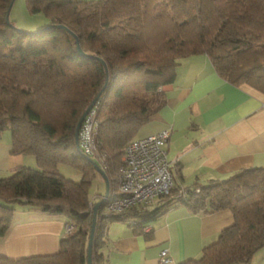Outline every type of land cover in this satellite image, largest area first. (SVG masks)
I'll return each instance as SVG.
<instances>
[{
  "label": "trees",
  "instance_id": "16d2710c",
  "mask_svg": "<svg viewBox=\"0 0 264 264\" xmlns=\"http://www.w3.org/2000/svg\"><path fill=\"white\" fill-rule=\"evenodd\" d=\"M12 1L0 0V135L8 131L11 154L31 156L36 168L21 166L0 178V238L17 205L65 214L73 233L54 254L0 257V264H87L94 165L114 192L124 147L165 106L161 88L174 82L180 60L206 55L220 78L264 94V0H25L29 13L49 20L34 33L7 20ZM100 92L94 142L101 163L87 160L74 140ZM59 164L79 170L81 181L59 174ZM179 190L173 184L151 208L120 215L102 204L92 264H108L109 222L128 221L140 233L178 204L194 214L229 210L234 219L199 258L181 264H247L264 248V168L195 185L183 197Z\"/></svg>",
  "mask_w": 264,
  "mask_h": 264
},
{
  "label": "crops",
  "instance_id": "0c3cea01",
  "mask_svg": "<svg viewBox=\"0 0 264 264\" xmlns=\"http://www.w3.org/2000/svg\"><path fill=\"white\" fill-rule=\"evenodd\" d=\"M175 73L174 82L161 88L165 106L135 138L170 129L166 156L174 186L180 190L206 186L245 169L264 168V94L220 78L206 55L180 60ZM10 151V134L5 131L0 135V178L15 168L36 165L32 157ZM68 220L62 213L16 207L8 232L0 238V257L56 253L67 238ZM233 222L229 210L194 214L178 204L140 233H134L128 221L109 222L103 252L108 264H160V252L167 250L166 264H181L199 258ZM247 264H264V248Z\"/></svg>",
  "mask_w": 264,
  "mask_h": 264
},
{
  "label": "built area",
  "instance_id": "2783aa9c",
  "mask_svg": "<svg viewBox=\"0 0 264 264\" xmlns=\"http://www.w3.org/2000/svg\"><path fill=\"white\" fill-rule=\"evenodd\" d=\"M93 108L83 120L78 132L81 152L92 160L101 163L94 135L97 129ZM170 129L161 130L149 136L131 140L126 144L121 157V167L117 172L116 190L109 191L105 210L108 214L120 215L131 208H151L156 199L167 196L173 188V173L166 156V144ZM184 190L178 195L183 197ZM65 235L73 233V226L66 223ZM170 261L167 250L159 254V263Z\"/></svg>",
  "mask_w": 264,
  "mask_h": 264
},
{
  "label": "rangeland",
  "instance_id": "374dc122",
  "mask_svg": "<svg viewBox=\"0 0 264 264\" xmlns=\"http://www.w3.org/2000/svg\"><path fill=\"white\" fill-rule=\"evenodd\" d=\"M9 20L20 31L34 33L49 26V20L42 14H31L28 12L25 0H13L9 11ZM31 157V156H29ZM36 168L34 164L33 167ZM59 174L75 182L81 181V172L67 165L59 164L57 167ZM105 193V180L97 172L91 173V185L88 190L89 198L99 201ZM20 205H17L18 207Z\"/></svg>",
  "mask_w": 264,
  "mask_h": 264
},
{
  "label": "water",
  "instance_id": "95a60500",
  "mask_svg": "<svg viewBox=\"0 0 264 264\" xmlns=\"http://www.w3.org/2000/svg\"><path fill=\"white\" fill-rule=\"evenodd\" d=\"M13 2V1H12ZM12 6V3L8 9V12H7V15H6V18L8 20L9 18V11H10V8ZM77 52H78V55L81 57V58H86V56L84 55V53L81 51V49L79 48V46L77 45ZM104 90V89H103ZM102 90V92H103ZM100 92L98 94V96H96L92 102L90 103V105L86 108L85 112L82 114V116L80 117L78 123H77V126H76V130H75V145H76V149L78 152L81 153L80 149H79V144H78V132H79V129L83 123V120L85 119L86 115L94 108V105L95 103L97 102L99 96L101 95ZM82 154V153H81ZM83 156H85L84 154H82ZM87 160L91 161L90 158H88L87 156H85ZM94 168L95 170L104 178L105 180V185H106V190H105V193L102 197V199L97 202L94 206H93V209H92V217H91V226H90V232H89V239H88V246H87V264H92V260H91V252H92V244H93V239H94V233H95V228H96V222H97V210L98 208L104 204L106 202V198L108 196V193H109V188H108V182H107V179H106V176L105 174L102 172V170L94 165Z\"/></svg>",
  "mask_w": 264,
  "mask_h": 264
}]
</instances>
